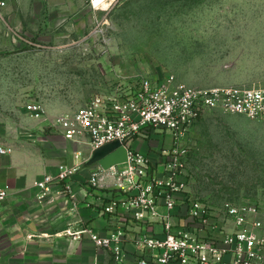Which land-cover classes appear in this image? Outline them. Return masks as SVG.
<instances>
[{"label":"rangeland","instance_id":"374dc122","mask_svg":"<svg viewBox=\"0 0 264 264\" xmlns=\"http://www.w3.org/2000/svg\"><path fill=\"white\" fill-rule=\"evenodd\" d=\"M84 4L75 21L58 16L44 26L28 14L22 30L8 29L2 114L12 119L29 101L50 116L70 113L95 94H125L168 76L192 87L264 89V0H116L98 11ZM177 139L187 151L186 196L254 203L264 225V120L217 111Z\"/></svg>","mask_w":264,"mask_h":264},{"label":"built area","instance_id":"2783aa9c","mask_svg":"<svg viewBox=\"0 0 264 264\" xmlns=\"http://www.w3.org/2000/svg\"><path fill=\"white\" fill-rule=\"evenodd\" d=\"M115 1L88 4L98 11ZM24 108L65 139L86 147L85 153L75 151L72 163L61 165L55 175L35 182L39 199L56 186L75 210L79 202L70 179L87 170L83 183L102 193L97 200L110 217L107 233L68 223L59 234L74 241L86 237L95 248L109 251L115 263L125 262L126 241L134 248L135 264H250L264 259V225L254 203L224 199L216 204L185 195L187 151L177 139L187 125L217 111L264 120L263 88L192 87L168 76L160 83L142 81L125 94H95L77 110L54 117L38 102ZM170 136L172 144L165 147ZM135 139L151 144V153L133 149ZM114 141L126 149L125 163L107 169L86 165L92 151ZM8 152L10 148H0V154ZM7 196L0 189V205Z\"/></svg>","mask_w":264,"mask_h":264},{"label":"crops","instance_id":"0c3cea01","mask_svg":"<svg viewBox=\"0 0 264 264\" xmlns=\"http://www.w3.org/2000/svg\"><path fill=\"white\" fill-rule=\"evenodd\" d=\"M85 2L0 0V47L6 44L1 39L9 33L8 29L15 34L18 28L22 30L28 14L37 24L42 19L44 26L58 16L62 21L73 16L75 21L83 17L80 10L87 6ZM7 22L12 26H7ZM31 102L23 103L20 112L14 111L12 119L0 112V148H10V152L0 154V189L8 192L0 205V264H135L129 241L124 246L125 262L115 263L109 251L95 248L86 237L74 241L59 234L68 223L86 224L101 234L107 233L110 217L102 213V200H97L102 193L89 190L83 183L87 170L70 179L79 202L75 210H71L70 201L59 194L56 186L39 199L35 182L43 175H55L61 165L72 163L75 151L85 153L86 147L31 117L24 108ZM131 145L142 154L151 153V144L148 147L135 139Z\"/></svg>","mask_w":264,"mask_h":264},{"label":"water","instance_id":"95a60500","mask_svg":"<svg viewBox=\"0 0 264 264\" xmlns=\"http://www.w3.org/2000/svg\"><path fill=\"white\" fill-rule=\"evenodd\" d=\"M126 159V149L118 141H114L92 151L86 165L98 164L101 168L107 169L110 166L125 163Z\"/></svg>","mask_w":264,"mask_h":264}]
</instances>
